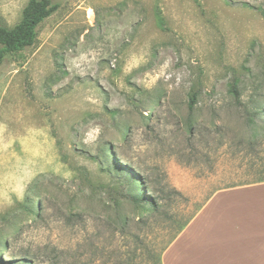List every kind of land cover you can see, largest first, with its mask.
<instances>
[{
  "label": "rangeland",
  "instance_id": "374dc122",
  "mask_svg": "<svg viewBox=\"0 0 264 264\" xmlns=\"http://www.w3.org/2000/svg\"><path fill=\"white\" fill-rule=\"evenodd\" d=\"M37 30L0 66V264H156L213 192L264 176V118L229 95L264 94V0H61Z\"/></svg>",
  "mask_w": 264,
  "mask_h": 264
},
{
  "label": "crops",
  "instance_id": "0c3cea01",
  "mask_svg": "<svg viewBox=\"0 0 264 264\" xmlns=\"http://www.w3.org/2000/svg\"><path fill=\"white\" fill-rule=\"evenodd\" d=\"M11 144L4 145L9 154ZM160 264H264V181L213 192L164 249Z\"/></svg>",
  "mask_w": 264,
  "mask_h": 264
},
{
  "label": "trees",
  "instance_id": "16d2710c",
  "mask_svg": "<svg viewBox=\"0 0 264 264\" xmlns=\"http://www.w3.org/2000/svg\"><path fill=\"white\" fill-rule=\"evenodd\" d=\"M60 4L61 0H28L21 11V18L18 22H16L12 26H6L0 23V66L2 65L8 54L22 51L28 47H31L35 43L38 35V26L46 18L56 12L59 9ZM229 95L230 100L233 104L242 106L248 103L258 112V116L264 118V94L259 92L257 89L254 90L250 95H248L247 102L243 101L242 97L244 94L239 90L236 84L231 86ZM195 99V96L191 97L189 101L190 108H192L194 103L196 102ZM248 118L251 119V125H255L258 127V129H261V133L264 131L263 124H257V122L252 119L251 115ZM258 140L259 138H254L253 140H249V143L253 147L264 144V140H260L259 143ZM254 167L255 165L252 164L250 169L259 171L258 167L253 169ZM260 181H264V176L258 177L246 183H254ZM135 183L138 184V180H135ZM132 196L136 202L142 204L141 206L146 208V212L144 213L142 218L146 219L149 217L150 211L147 210L148 207H151L152 212L157 211L159 202L155 198H153L154 196H151L146 192H143L140 195ZM190 219L185 220L178 225L175 234L171 235L167 240L165 248L174 239L176 234L189 222ZM160 258L158 259L156 264H160Z\"/></svg>",
  "mask_w": 264,
  "mask_h": 264
}]
</instances>
